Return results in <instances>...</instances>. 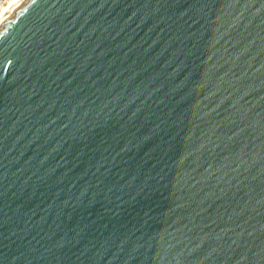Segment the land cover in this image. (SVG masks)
<instances>
[{
  "label": "water",
  "instance_id": "1",
  "mask_svg": "<svg viewBox=\"0 0 264 264\" xmlns=\"http://www.w3.org/2000/svg\"><path fill=\"white\" fill-rule=\"evenodd\" d=\"M0 264H264V0H18Z\"/></svg>",
  "mask_w": 264,
  "mask_h": 264
},
{
  "label": "bare ground",
  "instance_id": "2",
  "mask_svg": "<svg viewBox=\"0 0 264 264\" xmlns=\"http://www.w3.org/2000/svg\"><path fill=\"white\" fill-rule=\"evenodd\" d=\"M18 0H7L0 7V23L7 17V15L13 11Z\"/></svg>",
  "mask_w": 264,
  "mask_h": 264
},
{
  "label": "built area",
  "instance_id": "3",
  "mask_svg": "<svg viewBox=\"0 0 264 264\" xmlns=\"http://www.w3.org/2000/svg\"><path fill=\"white\" fill-rule=\"evenodd\" d=\"M7 0H0V7L6 2Z\"/></svg>",
  "mask_w": 264,
  "mask_h": 264
}]
</instances>
